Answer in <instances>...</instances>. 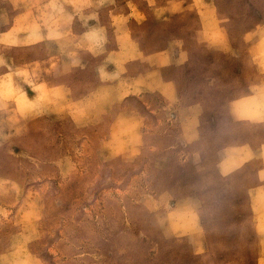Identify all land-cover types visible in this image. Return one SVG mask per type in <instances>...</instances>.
Masks as SVG:
<instances>
[{"label": "rangeland", "instance_id": "374dc122", "mask_svg": "<svg viewBox=\"0 0 264 264\" xmlns=\"http://www.w3.org/2000/svg\"><path fill=\"white\" fill-rule=\"evenodd\" d=\"M0 264H264V0H0Z\"/></svg>", "mask_w": 264, "mask_h": 264}]
</instances>
